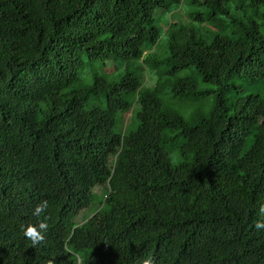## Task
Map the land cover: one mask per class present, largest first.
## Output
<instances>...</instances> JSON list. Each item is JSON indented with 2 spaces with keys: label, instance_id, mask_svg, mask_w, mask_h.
I'll list each match as a JSON object with an SVG mask.
<instances>
[{
  "label": "trees",
  "instance_id": "16d2710c",
  "mask_svg": "<svg viewBox=\"0 0 264 264\" xmlns=\"http://www.w3.org/2000/svg\"><path fill=\"white\" fill-rule=\"evenodd\" d=\"M190 1L219 32L171 22L161 55L154 12L183 0H0V264H264V96L224 98L233 76L264 79V0ZM190 66L215 103L186 120L160 94ZM170 85L200 93L190 75ZM41 199L33 248L20 225Z\"/></svg>",
  "mask_w": 264,
  "mask_h": 264
},
{
  "label": "rangeland",
  "instance_id": "374dc122",
  "mask_svg": "<svg viewBox=\"0 0 264 264\" xmlns=\"http://www.w3.org/2000/svg\"><path fill=\"white\" fill-rule=\"evenodd\" d=\"M198 11H205L204 6L197 3H192L190 0H183L180 7L173 11L172 13H165L161 9H157L154 12V17L158 26L162 29V36L158 41L157 52L161 55L165 53L166 50V30L167 25L171 22H177L182 25L189 27H194L198 31V36L204 37L208 42L211 40L212 36L219 32V30L213 26L210 20L205 21H194L191 18V14ZM229 31V30H228ZM137 65V64H136ZM116 63L114 61L107 63V68H114ZM99 71L101 73H107L106 69L97 64L87 66L83 73L84 77L91 75V72ZM146 87H154L158 78V75L153 72L149 67L146 68ZM157 71V70H156ZM109 77L113 79L115 74L108 73ZM193 76L198 83V88L200 93L197 95H188L185 93H177L171 89L170 82L176 77ZM167 84L163 87V91L160 94V100L162 107L171 113H177L184 117L186 120H191L193 115L196 113H201L202 115H208L211 108L215 103V92L213 90L215 87L209 83L203 81L202 76L197 72V70L190 66L188 68L182 69L176 73L175 76H163L162 77ZM86 83H91L90 78L85 79ZM257 93L264 96V79H253L249 77L239 78L238 76H233L229 79V86L224 90V98L228 105L236 100L237 97L246 96L249 94ZM99 104V101L93 99L89 103V107H94ZM123 122L127 125L133 123V111H129L123 116ZM172 134V133H170ZM176 142H179L180 138H177ZM169 156L173 165H178L181 161L179 154L176 150H170ZM96 193L98 196H102L103 189L96 188ZM96 205L79 214V222L85 218L93 215L96 211Z\"/></svg>",
  "mask_w": 264,
  "mask_h": 264
},
{
  "label": "clouds",
  "instance_id": "9594fccd",
  "mask_svg": "<svg viewBox=\"0 0 264 264\" xmlns=\"http://www.w3.org/2000/svg\"><path fill=\"white\" fill-rule=\"evenodd\" d=\"M48 208V201L41 199L31 210V216L35 217L34 222H28L20 225L22 235L26 240L30 241V246L33 248L44 242L45 236L49 230L47 223ZM260 211L264 214V207H262ZM255 228L264 229V221H257ZM135 264H153V258L150 254L141 255L136 258Z\"/></svg>",
  "mask_w": 264,
  "mask_h": 264
}]
</instances>
